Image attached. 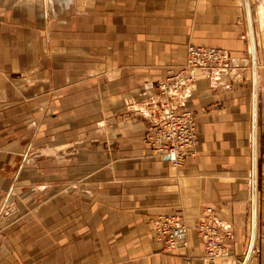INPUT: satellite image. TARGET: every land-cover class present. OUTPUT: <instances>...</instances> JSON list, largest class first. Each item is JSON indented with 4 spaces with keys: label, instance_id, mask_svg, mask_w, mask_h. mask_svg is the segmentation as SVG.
Instances as JSON below:
<instances>
[{
    "label": "crops",
    "instance_id": "crops-1",
    "mask_svg": "<svg viewBox=\"0 0 264 264\" xmlns=\"http://www.w3.org/2000/svg\"><path fill=\"white\" fill-rule=\"evenodd\" d=\"M249 4L248 264H264V0ZM189 43L232 58L173 99L198 132L194 155L173 165L144 137L157 81ZM252 68L246 0H0V264H244ZM162 213L185 230L177 249L156 237ZM205 218L221 234L214 260Z\"/></svg>",
    "mask_w": 264,
    "mask_h": 264
},
{
    "label": "built area",
    "instance_id": "built-area-1",
    "mask_svg": "<svg viewBox=\"0 0 264 264\" xmlns=\"http://www.w3.org/2000/svg\"><path fill=\"white\" fill-rule=\"evenodd\" d=\"M185 62L171 66L167 77L158 81V106L152 112L154 127L144 137V143L156 156L165 157L173 165H181L189 156L194 155L198 143V132L190 110L180 108L173 102L175 97L186 96L196 80V71L222 70L231 61L230 51L219 47H209L189 43L186 48ZM156 237L163 240L168 249H177L185 235V230L169 214L152 218ZM207 257L216 259L221 250V234L211 221L205 218L198 226Z\"/></svg>",
    "mask_w": 264,
    "mask_h": 264
},
{
    "label": "water",
    "instance_id": "water-1",
    "mask_svg": "<svg viewBox=\"0 0 264 264\" xmlns=\"http://www.w3.org/2000/svg\"><path fill=\"white\" fill-rule=\"evenodd\" d=\"M246 12H247V18H248V26L250 29V41H252V55H253V164H252V172H253V192H252V201H253V208H252V235H251V241H250V248L247 252V255L245 257V262L244 264H248L250 255L254 249V243L256 240V235H257V222H258V215H257V206H258V201H257V194H258V186H257V168H258V128H257V123H258V94H259V84H258V70H257V55H256V41L254 40V26H252V14L250 12V4L249 0H246Z\"/></svg>",
    "mask_w": 264,
    "mask_h": 264
},
{
    "label": "rangeland",
    "instance_id": "rangeland-1",
    "mask_svg": "<svg viewBox=\"0 0 264 264\" xmlns=\"http://www.w3.org/2000/svg\"><path fill=\"white\" fill-rule=\"evenodd\" d=\"M171 66H173V65H171ZM169 68H170V67H169ZM169 68L166 69V71L169 70ZM167 75H168V73L166 72V75H165L164 77H162V78H159L158 81L164 80V79L167 77ZM158 81H157V82H158ZM7 205H8V204H7Z\"/></svg>",
    "mask_w": 264,
    "mask_h": 264
},
{
    "label": "bare ground",
    "instance_id": "bare-ground-1",
    "mask_svg": "<svg viewBox=\"0 0 264 264\" xmlns=\"http://www.w3.org/2000/svg\"><path fill=\"white\" fill-rule=\"evenodd\" d=\"M251 45H252V41H251ZM253 99V98H252ZM259 101V100H258ZM253 102H254V99H253ZM252 114H253V106H252ZM252 139H253V137H252Z\"/></svg>",
    "mask_w": 264,
    "mask_h": 264
}]
</instances>
